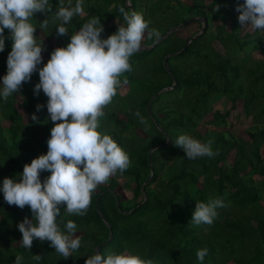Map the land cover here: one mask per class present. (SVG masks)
I'll list each match as a JSON object with an SVG mask.
<instances>
[{
  "label": "trees",
  "instance_id": "16d2710c",
  "mask_svg": "<svg viewBox=\"0 0 264 264\" xmlns=\"http://www.w3.org/2000/svg\"><path fill=\"white\" fill-rule=\"evenodd\" d=\"M128 2L132 11L144 14L150 29H157L159 37L195 15L203 17L206 26L182 51L167 57L169 73L162 63L164 56L178 51L187 38L199 31L201 23H190L198 24V28L183 37L176 29L130 58L132 71L124 76L127 89L122 94L118 91L105 109L99 130L111 135L129 154L131 166L95 189L85 216L66 215V205L60 206V228L64 230L69 219L77 224L76 235L82 238L80 249L63 258L49 241L34 240L30 250L24 248L18 224L25 217L32 218L31 210L28 206L20 209L8 205L0 191V264H13L17 255L23 257L22 264H85L96 244H100L99 253L105 259L110 252L128 248L159 264H264V32L247 29L240 33L235 8L244 0ZM50 4V12L33 16L35 35L39 24L48 18L47 28L40 30L43 37H51L57 47H63L56 29L59 22L53 16L59 0H50ZM217 5L219 11L214 10ZM83 7L84 14L74 17L68 29L72 33L96 16L103 25V39L125 23L119 8L129 11L124 0H84ZM112 19L114 25H109ZM8 31L4 30L7 42L0 52V84L7 72L12 45ZM155 40L145 34L142 44L147 46ZM213 41L221 45L222 51H217ZM43 45L46 56L38 68L53 51L44 41ZM254 51L261 56L253 57ZM173 79L176 83L172 88L156 93L170 86ZM37 83L38 71L6 103L0 98V188L4 178L18 179L24 164L47 153L54 125H48L42 134L44 126L38 122L48 116L47 99L42 90L34 94ZM16 95L20 97L18 107L14 105ZM219 99L230 105L212 109ZM236 101H240L241 113L251 119L246 138L221 129ZM37 104L44 107L37 111ZM18 108L23 110L25 122ZM211 110L204 131H199L198 123ZM136 112L146 124L134 115ZM33 114L37 121L32 120ZM3 121L8 123L4 125ZM38 132L40 136L36 137ZM181 134L201 142L213 140L211 147L218 154L188 159L184 150L174 144ZM166 136L169 144L152 150L148 161L149 149ZM150 168L152 175L148 178ZM49 175L41 172V180ZM119 184L129 189V198L121 197ZM210 197L223 199L227 206L218 209L211 226L193 225L190 220L197 201L207 202ZM203 248L208 249V254L201 262L197 251ZM33 255L42 259L36 261Z\"/></svg>",
  "mask_w": 264,
  "mask_h": 264
},
{
  "label": "clouds",
  "instance_id": "9594fccd",
  "mask_svg": "<svg viewBox=\"0 0 264 264\" xmlns=\"http://www.w3.org/2000/svg\"><path fill=\"white\" fill-rule=\"evenodd\" d=\"M84 0H59L57 12L58 35H67L66 25L74 17L84 14ZM219 11V6L214 8ZM51 11L50 0H0V52L5 49L4 30L8 29L12 41L7 56V72L2 78L0 98H8L19 92L24 83L30 82L38 71L39 83L34 94L41 90L47 99V113L54 126L47 140L48 150L24 164L18 179L4 178L2 188L8 205L23 209L28 206L32 218L25 217L18 224L22 234L21 245L31 249L34 240L49 241L55 252L63 258L72 256L81 247L82 238L76 235L77 224L69 219L61 230L58 217L60 206L66 205L64 213L70 216H85L91 205L92 194L102 183L118 172L131 166L129 154L118 145L111 135L100 131L101 118L112 103L118 90L128 83L124 78L132 71L130 58L142 46L147 34L149 40L159 39V32L150 29V21L142 12L119 8L124 24L106 39L101 38L103 25L93 16L77 31H73L66 47L55 48L42 68L43 40L35 35L37 26L32 22L35 13ZM238 22L242 27L264 32V0H244L237 3ZM48 18L39 24L46 29ZM44 105L37 104L40 111ZM142 124L146 120L139 112L134 113ZM32 115V120L37 121ZM213 140L207 142L181 134L175 145L184 150L188 159L213 157ZM50 173L43 181L41 172ZM227 205L221 198L210 197L207 202L197 201L190 222L193 225L211 226L218 217V209ZM208 249L197 251V259L203 261ZM36 261L39 255L32 257ZM23 257L17 255L13 264H22ZM85 264H159L156 259L145 258L139 252L125 248L110 252L107 258L95 252L88 256Z\"/></svg>",
  "mask_w": 264,
  "mask_h": 264
},
{
  "label": "rangeland",
  "instance_id": "374dc122",
  "mask_svg": "<svg viewBox=\"0 0 264 264\" xmlns=\"http://www.w3.org/2000/svg\"><path fill=\"white\" fill-rule=\"evenodd\" d=\"M205 2H207L208 0H204ZM109 25H114V20H110L109 22ZM67 27V25H66ZM68 28V27H67ZM198 28V24H189L187 26H184V27H180L179 29H177V34L179 36H186L188 35L190 32H194L196 31ZM226 28H228V24L226 25ZM251 30L250 27H242L241 26V29H240V33H243L244 30ZM79 29H76L74 31H77ZM6 33V32H5ZM9 33V31H8ZM73 34V32L71 33L70 30L68 32L67 35H58V37L60 38V44L63 46V47H66L67 44L70 42V37L71 35ZM37 36L38 37H41L42 40L52 49L54 50L55 48H57L54 40L51 38V37H48V38H45L43 37L42 35V32L40 31V29L37 31ZM7 42V40L5 39V43ZM212 45L217 49V51H222V47L221 45L217 42V41H213L212 42ZM51 55V53H50ZM46 56V51L44 50L42 52V57L44 58ZM252 56L255 57V58H258L260 57L261 55L258 53V52H253L252 53ZM1 57L3 58V56L1 55ZM50 59V57L48 58V60ZM47 62H44V64H46ZM39 67V66H38ZM126 85H123L118 91L119 93H123L125 92L126 90ZM43 96L48 99L45 94L43 93ZM16 101L14 102V105L16 107H18V101H20V97L19 95H16ZM111 105V104H110ZM110 105L108 107H110ZM230 103L229 101H226V103H222V99H219L217 101H215L213 103V107L212 109H220L221 107L223 108H226L227 106H229ZM235 108H231L230 109V112H229V115H228V118H227V124L224 126V127H221V129L225 128L226 130H228L232 135L234 136H240V137H243V138H246L247 137V127L250 125L251 123V119L250 117H245L243 115V113H241L240 111V108H241V105H240V101H236L235 104H234ZM107 107V108H108ZM18 111L21 112L22 116H23V121L25 122V115L23 114V110H21L20 108H18ZM237 114V115H236ZM211 115H212V110L210 112H208L204 117L201 122L198 123L197 125V129L199 131H204L207 123H205V121L209 120L211 118ZM4 125H6V123H8L7 121H3L2 122ZM39 124L43 125L44 126V131L42 132L45 133L47 132L48 130V125L51 126V123H53L51 120H50V117L49 116H46V119H43L41 120V122H38ZM54 125V124H53ZM40 136V133L38 132V135L36 137ZM231 157V155L229 154V158ZM169 162V160L167 161ZM122 182V180L120 181V183ZM121 184H119V191H120V195L122 198H129L130 195H131V192L129 191V189L125 188V187H121L120 186Z\"/></svg>",
  "mask_w": 264,
  "mask_h": 264
},
{
  "label": "water",
  "instance_id": "95a60500",
  "mask_svg": "<svg viewBox=\"0 0 264 264\" xmlns=\"http://www.w3.org/2000/svg\"><path fill=\"white\" fill-rule=\"evenodd\" d=\"M124 4L129 8V12H131V11H132V8H131V6H130L128 0H124ZM193 22H199V23H201V26H200L199 31H197L194 35L190 36L189 38H187L186 41L183 43L182 47H181L178 51H176V52H172V53H169V54L165 55L164 58H163V60H162V63H163L164 68H165L166 71L169 73L170 71H169L168 66H167V63H166L167 57L170 56V55H175V54L179 53L180 51H182L190 41H192L193 39H195L198 35H200V34L203 32V30H204V28H205V26H206V22H205V19H204L203 17H200V16H196V15H195V16H191V17L186 18V19L183 20L182 22H180V23H178V24H175V25L171 26L169 29H167V30H166V31H165V32L159 37L158 40L153 41L150 45L145 46V45L142 44L140 50H141V49H149V48H151L155 43H157L158 41H160L161 39H163V38H164L166 35H168L170 32H172V31L178 29L179 27L186 26V25H188V24H190V23H193ZM175 83H176V81L173 79V80H172V84H171L170 86H166V87L160 88V89H158V90L156 91V93L160 92V91L163 90V89H169V88H172V87L175 85ZM168 144H169V138L166 136L164 141L155 144L153 147H151V148L149 149L148 154H147V160L149 161V155H150V152H151L152 150L156 149V148L159 147V146L168 145ZM151 175H152V174H151V168H150V174H149V177H148V178H150ZM97 211H98V210H97ZM100 218H101L102 222L105 223V224L109 227V225L106 223V221H105V219L103 218L102 215H100ZM108 239H109V237H108ZM108 239H107V240H108ZM99 247H100V244H96V245L94 246V253H95V252H98V253H99Z\"/></svg>",
  "mask_w": 264,
  "mask_h": 264
}]
</instances>
